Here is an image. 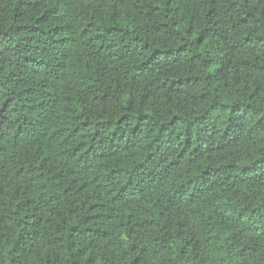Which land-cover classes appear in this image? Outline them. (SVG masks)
I'll return each mask as SVG.
<instances>
[{
	"label": "trees",
	"instance_id": "obj_1",
	"mask_svg": "<svg viewBox=\"0 0 264 264\" xmlns=\"http://www.w3.org/2000/svg\"><path fill=\"white\" fill-rule=\"evenodd\" d=\"M0 264H264V0H0Z\"/></svg>",
	"mask_w": 264,
	"mask_h": 264
}]
</instances>
